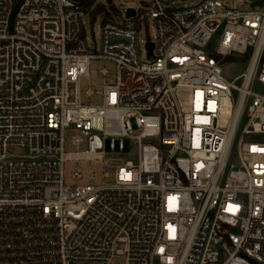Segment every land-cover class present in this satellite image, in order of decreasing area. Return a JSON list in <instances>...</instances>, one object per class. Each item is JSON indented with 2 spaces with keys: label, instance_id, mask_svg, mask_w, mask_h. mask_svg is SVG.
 <instances>
[{
  "label": "built area",
  "instance_id": "2783aa9c",
  "mask_svg": "<svg viewBox=\"0 0 264 264\" xmlns=\"http://www.w3.org/2000/svg\"><path fill=\"white\" fill-rule=\"evenodd\" d=\"M84 1L0 0V264H264V6L151 0L128 17ZM249 52L229 80L221 58ZM98 59L115 79L85 103ZM71 128L86 151H65ZM104 155L129 156L103 169L112 182L66 183L67 161Z\"/></svg>",
  "mask_w": 264,
  "mask_h": 264
},
{
  "label": "rangeland",
  "instance_id": "374dc122",
  "mask_svg": "<svg viewBox=\"0 0 264 264\" xmlns=\"http://www.w3.org/2000/svg\"><path fill=\"white\" fill-rule=\"evenodd\" d=\"M168 1V3L174 7H181L185 5H191L199 0H164ZM225 1V0H224ZM235 0H229V4L233 5ZM253 0H247L244 7H250ZM115 3L119 5L120 11L128 15V11L130 9H134L136 11L142 9H148L151 4V0H116ZM92 6V5H90ZM98 8V7H97ZM94 8V11L97 9ZM111 14L114 17L118 16L119 13L113 9H110ZM147 14L150 17L149 12ZM104 19V11L102 8L93 14V17H85V25L87 31V37L89 45L92 47H100L101 45V35H102V23ZM155 27L152 18H149V22L143 24L140 28V40H139V49L141 53V59L143 61L147 60L146 56V42L149 40H154L155 38ZM219 38L220 33L216 34L214 39L212 40V50H216L219 46ZM236 59L227 58L223 60V71L224 75L229 79L233 80L237 76H239L242 72H244L246 68V61L244 60V56H238ZM103 68H107L110 71L108 76H103L101 70ZM115 64L112 61L98 59L93 60L91 62V72L89 77H83L81 79V88L82 90H87L91 87L96 93L92 98L83 97V101L85 103L91 104H101L102 103V90L106 84L113 83L115 79ZM240 83V82H238ZM80 132L75 128L68 129L66 131V143H65V151L67 153H75L82 152L88 149L87 143L85 142L81 146H77L73 144V137ZM129 157V156H128ZM128 157H115L112 155H104L100 159H92V160H70L65 164V174H66V183L71 185H85V184H93V185H101L103 182H112L113 179H103L104 170H108V168H114L120 165L125 159H129ZM78 166L84 172V177L79 180H75L71 177V171L74 167ZM93 167L98 172V177L96 179H89V169Z\"/></svg>",
  "mask_w": 264,
  "mask_h": 264
},
{
  "label": "water",
  "instance_id": "95a60500",
  "mask_svg": "<svg viewBox=\"0 0 264 264\" xmlns=\"http://www.w3.org/2000/svg\"><path fill=\"white\" fill-rule=\"evenodd\" d=\"M109 3H111V0H108ZM251 7H263L264 6V0H253V2L250 5ZM135 15V10L134 9H130L128 11V17H132ZM147 47L149 49V55L152 54V50H153V43L149 42L147 43Z\"/></svg>",
  "mask_w": 264,
  "mask_h": 264
},
{
  "label": "trees",
  "instance_id": "16d2710c",
  "mask_svg": "<svg viewBox=\"0 0 264 264\" xmlns=\"http://www.w3.org/2000/svg\"><path fill=\"white\" fill-rule=\"evenodd\" d=\"M18 1H22V0H18ZM80 4L81 5H84L86 7H89L90 5H92V2H89V1H84V0H79ZM102 8V6H99L94 12V13H97L100 9ZM139 26V25H138ZM249 57H250V52L247 53L245 56H244V60L245 61H248L249 60ZM218 58H221V57H218ZM227 58H231L232 60L233 59H236L237 57H234V56H229V57H224V58H221L222 62L224 59H227Z\"/></svg>",
  "mask_w": 264,
  "mask_h": 264
}]
</instances>
